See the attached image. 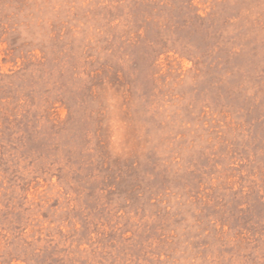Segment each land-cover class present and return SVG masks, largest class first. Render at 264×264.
Masks as SVG:
<instances>
[{
	"label": "rangeland",
	"instance_id": "obj_1",
	"mask_svg": "<svg viewBox=\"0 0 264 264\" xmlns=\"http://www.w3.org/2000/svg\"><path fill=\"white\" fill-rule=\"evenodd\" d=\"M0 264H264V0H0Z\"/></svg>",
	"mask_w": 264,
	"mask_h": 264
}]
</instances>
